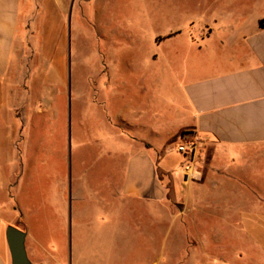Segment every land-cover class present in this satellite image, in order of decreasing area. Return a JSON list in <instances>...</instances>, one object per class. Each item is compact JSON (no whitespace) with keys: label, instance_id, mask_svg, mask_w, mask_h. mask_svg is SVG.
I'll use <instances>...</instances> for the list:
<instances>
[{"label":"crops","instance_id":"1","mask_svg":"<svg viewBox=\"0 0 264 264\" xmlns=\"http://www.w3.org/2000/svg\"><path fill=\"white\" fill-rule=\"evenodd\" d=\"M20 3L0 0V264H11L8 225L25 231L30 264H125L131 211L145 243L137 256L150 264H264V13L237 19L230 30L236 42L175 52L174 88L159 93L166 106L129 109L120 118L125 132L112 142L122 151L114 157L121 169L101 173L90 197L71 181L68 192L53 189L47 205L56 211L57 232L44 223L33 235L11 194L30 153L22 118L31 19L19 35ZM185 138L199 146L189 181L181 175L184 157L168 148ZM171 153L179 158L167 167ZM151 240L157 249L147 248Z\"/></svg>","mask_w":264,"mask_h":264},{"label":"rangeland","instance_id":"2","mask_svg":"<svg viewBox=\"0 0 264 264\" xmlns=\"http://www.w3.org/2000/svg\"><path fill=\"white\" fill-rule=\"evenodd\" d=\"M19 10V35L26 17L31 19L32 51L23 84L29 95L22 118L30 153L20 163L11 194L31 234L40 235L44 223L57 226L56 211L47 205L53 189L64 185L68 192L71 181L89 196L101 173L121 169L122 161L114 157L122 151L112 142L125 132L120 118L125 120L129 109L166 106L159 93L174 88L173 54L207 41L236 42L239 34L230 33L234 23L264 13V0H21ZM178 158L171 153L165 166ZM244 173L248 185L249 169ZM130 213L125 264H150L151 258L137 256L145 243L138 238L137 211ZM156 245L146 243L149 250Z\"/></svg>","mask_w":264,"mask_h":264},{"label":"water","instance_id":"3","mask_svg":"<svg viewBox=\"0 0 264 264\" xmlns=\"http://www.w3.org/2000/svg\"><path fill=\"white\" fill-rule=\"evenodd\" d=\"M26 233L13 226L8 225L5 230V237L11 256V264H30L25 249Z\"/></svg>","mask_w":264,"mask_h":264},{"label":"built area","instance_id":"4","mask_svg":"<svg viewBox=\"0 0 264 264\" xmlns=\"http://www.w3.org/2000/svg\"><path fill=\"white\" fill-rule=\"evenodd\" d=\"M198 148L195 139H184L176 146V151L184 157L180 167L183 181L191 180L197 172L196 156Z\"/></svg>","mask_w":264,"mask_h":264}]
</instances>
